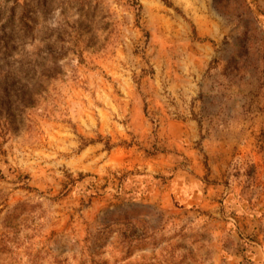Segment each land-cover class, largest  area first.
Returning a JSON list of instances; mask_svg holds the SVG:
<instances>
[{
    "label": "rangeland",
    "instance_id": "rangeland-1",
    "mask_svg": "<svg viewBox=\"0 0 264 264\" xmlns=\"http://www.w3.org/2000/svg\"><path fill=\"white\" fill-rule=\"evenodd\" d=\"M0 264H264V0H0Z\"/></svg>",
    "mask_w": 264,
    "mask_h": 264
}]
</instances>
